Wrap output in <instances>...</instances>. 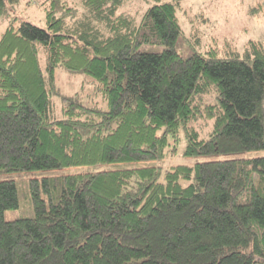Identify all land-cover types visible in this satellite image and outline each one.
<instances>
[{
	"label": "trees",
	"instance_id": "obj_1",
	"mask_svg": "<svg viewBox=\"0 0 264 264\" xmlns=\"http://www.w3.org/2000/svg\"><path fill=\"white\" fill-rule=\"evenodd\" d=\"M133 1L42 0L46 29L14 18L0 36V173L115 166L33 180V216L13 221L1 181L0 264H264V157L152 164L181 136L186 156L264 149V43L184 55L182 0ZM58 68L90 76L107 109L61 94Z\"/></svg>",
	"mask_w": 264,
	"mask_h": 264
},
{
	"label": "rangeland",
	"instance_id": "obj_2",
	"mask_svg": "<svg viewBox=\"0 0 264 264\" xmlns=\"http://www.w3.org/2000/svg\"><path fill=\"white\" fill-rule=\"evenodd\" d=\"M42 0H11L9 3L10 15L0 19V36L14 18L31 22L46 29L45 11L40 6ZM79 0H71L72 5ZM264 4V0H182L178 8V18L182 28V53L188 55L193 50L206 52L210 48H219L223 54L231 51H242L250 41L264 43V15H255L253 9ZM133 12L146 8L144 0H135L131 3ZM165 49L162 45L144 44V52H160ZM42 67L46 66L44 51L40 53ZM56 87L61 94L70 96L80 93L85 105H97L107 109V102L97 91L93 79L85 74L70 73L64 69L56 70ZM62 102L58 96H53V112L56 118L62 117ZM209 129L202 132L207 137ZM186 139L181 136L176 144V151L164 160L152 164L166 170L176 165L192 166L196 163L224 161L231 159H254L264 157V149L241 154H219L212 156H186ZM113 165H100L84 168L48 169L24 172L0 173L1 181H14L17 185L19 208L5 212V219L13 221L33 216L31 204V182L46 178H55L74 172H96L113 169ZM259 178L256 176V182Z\"/></svg>",
	"mask_w": 264,
	"mask_h": 264
}]
</instances>
